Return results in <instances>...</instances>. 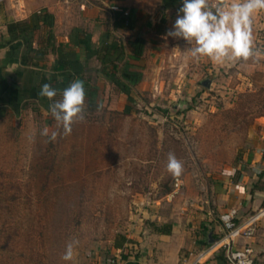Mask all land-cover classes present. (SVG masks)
I'll list each match as a JSON object with an SVG mask.
<instances>
[{"label":"rangeland","instance_id":"374dc122","mask_svg":"<svg viewBox=\"0 0 264 264\" xmlns=\"http://www.w3.org/2000/svg\"><path fill=\"white\" fill-rule=\"evenodd\" d=\"M180 7L149 22L143 15L136 26L146 43L138 65L129 66L137 73L131 114H123L126 96L95 59L85 77L104 107L85 110L70 135L41 103H25L19 113L0 109V264H115L138 257L151 233L164 237L150 244L181 248L184 261L183 248L207 247L202 220L222 226L217 190L236 181L245 154L264 137V56L194 60L186 41L163 38ZM252 27L256 47L264 49V11L253 15ZM135 33L112 39L125 45ZM45 127L60 133L55 142L40 134ZM169 152L184 166L171 197L177 177L166 170ZM72 239L79 241L75 260L66 262L61 257Z\"/></svg>","mask_w":264,"mask_h":264},{"label":"crops","instance_id":"0c3cea01","mask_svg":"<svg viewBox=\"0 0 264 264\" xmlns=\"http://www.w3.org/2000/svg\"><path fill=\"white\" fill-rule=\"evenodd\" d=\"M181 2L182 0H24L23 3V0H1L0 77H18L23 83L38 85L45 73L44 70L51 69L62 52L75 54L85 63L87 54L85 46L88 45L89 52H92L105 42L103 36L107 27L112 24L114 14L127 12L128 18L132 19L137 26L141 22L140 19L144 17L143 15L148 17L147 22L152 21L153 15L157 13L169 12L171 8H177L178 5L182 7ZM34 3L37 6L31 7L30 4ZM36 14L42 17L38 23L39 28L34 34L33 48L43 50L44 57L35 60L33 53H29L30 63L26 64L22 61V57L27 55V51L21 41L10 40L8 25L14 22L30 23ZM167 18L170 17L167 16ZM50 22L53 24L51 28L49 27ZM136 29L137 27L130 32L135 33ZM119 31L128 30H111L109 41L112 40V35ZM87 36L91 38L90 42L85 40ZM92 59L97 61L95 57L89 60ZM7 102L8 94L1 91L0 85V109L3 107L12 109ZM31 102L37 106L40 103L36 100H31ZM258 139L261 141L258 148L247 152L244 163L237 168L240 172L236 181L226 182L224 186L218 188L215 200L218 217L230 208H237L241 221L253 211L264 206V137H258ZM202 226L209 227L208 234L211 233L213 239L224 232L223 226L217 224L209 216L200 222L199 227ZM163 237V234H149L147 242L141 244L143 248L138 250V257L122 259L123 264H183L179 256L181 248H160V244L159 247L150 244L152 239L159 241ZM245 245L255 250L254 264H264V220L257 223L252 238L237 239L234 247L241 248ZM202 249L183 248L184 252L187 251L185 258L188 259L193 252ZM203 264L231 263L226 258L225 251L219 250Z\"/></svg>","mask_w":264,"mask_h":264},{"label":"clouds","instance_id":"9594fccd","mask_svg":"<svg viewBox=\"0 0 264 264\" xmlns=\"http://www.w3.org/2000/svg\"><path fill=\"white\" fill-rule=\"evenodd\" d=\"M259 11H264V0H182L175 23L163 38L186 41L190 45L186 51L197 61L201 58L217 64L255 61L264 56V49L254 43L252 27L253 15ZM57 94L49 83L43 84L38 93L52 101L49 111L57 127H62L64 135H70L73 124L85 120L84 82L80 79L71 82L59 100L54 99ZM103 107L102 101L97 103L98 112ZM40 134L48 137L49 142H55L60 135L57 131L49 135L48 127ZM166 170L177 178L184 171L183 163L172 152L167 156ZM78 244L77 239L70 240L61 259L74 261Z\"/></svg>","mask_w":264,"mask_h":264},{"label":"trees","instance_id":"16d2710c","mask_svg":"<svg viewBox=\"0 0 264 264\" xmlns=\"http://www.w3.org/2000/svg\"><path fill=\"white\" fill-rule=\"evenodd\" d=\"M42 17L40 14H36L32 17L31 22H14L8 25V33L11 41H21L26 52V56L22 57V61L26 64L30 63L28 54L33 53L35 60H40L44 57V52L41 49L33 48V43L35 41L34 34L39 28V21ZM52 22L49 23V27H52ZM136 24L128 16H124L123 12L116 13L113 16V22L107 27V30L103 36L105 42L102 43L96 50L89 52V46L86 48V62L91 58L95 57L97 61L103 67L102 72L105 74L107 79L116 87L121 93L126 96L127 104L124 106L123 114H131V106L129 103L134 102L131 95V83L137 73L129 71V66H137L138 60L143 55V49L146 41L138 34L133 35V40H128L125 45H122L118 41L112 39L110 40L111 30H128L134 31ZM52 37V36H50ZM87 42H90L91 38L89 36L85 37ZM129 55V56H128ZM127 56L126 60L122 63V67L118 66V63L123 57ZM126 58V57H125ZM130 58V59H128ZM85 62V63H86ZM82 62L75 54L70 52H62L59 54L57 60L54 63L51 71L44 73L40 79L38 85H30L28 83H23L18 77L1 78L0 85L1 91L8 94V105L12 109L19 113L23 108L25 103L34 104L31 100H36L42 105L48 108L52 101H49L45 97H40L38 95L41 86L45 83L51 84L53 88L57 90V96L54 98L61 97L62 91L70 85L76 79H80L84 82L86 99H85V110L94 111L97 109V104L94 101V96L96 94V89L92 88L90 85L89 78L85 77L86 74V64ZM205 245H208L207 240ZM119 248V244L115 246ZM119 250V249H117Z\"/></svg>","mask_w":264,"mask_h":264},{"label":"built area","instance_id":"2783aa9c","mask_svg":"<svg viewBox=\"0 0 264 264\" xmlns=\"http://www.w3.org/2000/svg\"><path fill=\"white\" fill-rule=\"evenodd\" d=\"M123 14L124 16H128L127 12H123ZM180 186L181 181L176 178L173 182L172 194L169 197L173 196ZM219 218L224 230L223 235L198 253L191 254L188 259L183 261V264H203L219 250L225 251L226 258L231 264H254V248L249 245L237 248L234 247V244L237 239H248L254 236L257 223L264 218V206L253 211L243 221H240L239 210L237 208H230L223 212ZM115 264H123L122 258H119Z\"/></svg>","mask_w":264,"mask_h":264},{"label":"water","instance_id":"95a60500","mask_svg":"<svg viewBox=\"0 0 264 264\" xmlns=\"http://www.w3.org/2000/svg\"><path fill=\"white\" fill-rule=\"evenodd\" d=\"M203 85L209 86L207 82H203ZM214 241H215V239H213L211 236V233H209L208 234V241H207L208 245H211Z\"/></svg>","mask_w":264,"mask_h":264}]
</instances>
